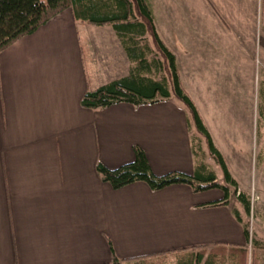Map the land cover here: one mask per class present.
<instances>
[{"label":"crops","instance_id":"obj_1","mask_svg":"<svg viewBox=\"0 0 264 264\" xmlns=\"http://www.w3.org/2000/svg\"><path fill=\"white\" fill-rule=\"evenodd\" d=\"M206 1L189 5L191 58L157 34L239 182L228 160L247 145L251 117L242 88L230 87L239 79L246 85L256 70L258 104L264 70L230 46L246 36L236 29L243 1ZM129 64L110 25L76 21L69 8L0 51V264H111L113 256L125 262L160 253L174 262L198 250L205 261L211 251L249 245L231 204L205 206L222 199L219 189L151 190L140 181L114 189L97 173V163L132 162L135 146L157 176L193 171L188 113L178 101L80 105L87 91L125 76ZM254 123L264 126V97Z\"/></svg>","mask_w":264,"mask_h":264},{"label":"trees","instance_id":"obj_2","mask_svg":"<svg viewBox=\"0 0 264 264\" xmlns=\"http://www.w3.org/2000/svg\"><path fill=\"white\" fill-rule=\"evenodd\" d=\"M69 8L74 20L95 26L110 25L115 31L129 60L125 76L111 80L95 90L87 91L80 99L82 107L99 110L117 103L134 106L176 100L188 113L193 154L192 174L171 172L163 176L152 173L143 150L134 147V160L116 169L97 163V173L112 188L119 189L133 182H144L149 189L159 190L172 184H186L193 192L210 189L222 191V199L205 206L228 205L230 188H234L241 205L231 206L233 217L242 224L247 242L252 244L242 214L250 210V196L237 193V182L230 174L224 158L216 148L191 98L182 88L176 71L175 56L157 34L153 14L146 0H0V51L23 35L34 32L57 13ZM264 97V95H263ZM192 129L196 134H192ZM206 145L209 154L220 167L225 184L218 182L215 171L204 161ZM198 250L181 257H174L170 264H247L246 248L219 249L207 254ZM164 253L155 260L139 257L119 262L113 256L111 264H164ZM251 262L254 261L252 256ZM168 264V263H165Z\"/></svg>","mask_w":264,"mask_h":264},{"label":"rangeland","instance_id":"obj_3","mask_svg":"<svg viewBox=\"0 0 264 264\" xmlns=\"http://www.w3.org/2000/svg\"><path fill=\"white\" fill-rule=\"evenodd\" d=\"M192 1L193 0H149L154 10V25L160 37L162 36L164 41L171 43L170 45L174 48V51L177 47H179L178 50H180L181 53H185L183 54L184 56H188L190 58L193 53L192 41L194 38V34L191 29L194 22L191 21L192 24L188 23L190 19L192 20V15L190 16L191 7L189 6L192 4ZM196 1L197 0H194L193 4H197ZM202 1L203 0H199L200 5L203 4ZM204 1L207 4V1ZM242 1V20L238 22L236 29L239 30V32L245 31L244 35H246V40L243 37V40L241 38H236L240 40H236L238 43H235L232 39L230 46H234L236 44L240 46L239 48H241L242 51L239 55H244L243 57L250 59L252 58L256 69L264 70V0ZM212 2L214 3L213 0ZM211 13L213 14V12ZM185 14L188 15V18ZM223 25L226 27L225 23H223ZM211 40L214 42V39ZM175 41L179 44V46H175ZM241 46H245V48ZM255 73L256 70H254L246 85L239 79L237 82H241L242 84L236 82L235 85L230 87L233 89L235 88L237 91L242 88V93L246 96L249 103L248 110L249 117H251L247 131V145L242 146L243 152H241V156L234 160H228L231 171L234 176L239 179V182H237V193L240 191L239 188L241 187L250 196L251 205L249 213L242 214L244 224L246 225L249 236L253 242L252 244L246 246V250L248 251L247 264H258L259 261H264V253L259 252V249H264V126L258 127L257 125L256 128L254 123L256 108L257 106L259 108L261 105L264 95V85H260V99L257 104ZM261 90H263V92ZM256 129L257 133H255ZM192 134H196L194 129L192 130ZM204 150V161L215 171L218 182L225 184L222 171L209 154L205 144ZM229 188V204H231V206H237L241 209V205L236 199L234 188ZM220 192L222 193L221 190ZM252 256L254 261L251 262L250 260L252 259ZM163 263L170 264L172 263V260L171 258H168ZM149 264H154V262L149 261Z\"/></svg>","mask_w":264,"mask_h":264},{"label":"built area","instance_id":"obj_4","mask_svg":"<svg viewBox=\"0 0 264 264\" xmlns=\"http://www.w3.org/2000/svg\"><path fill=\"white\" fill-rule=\"evenodd\" d=\"M249 245H250V243H249Z\"/></svg>","mask_w":264,"mask_h":264}]
</instances>
